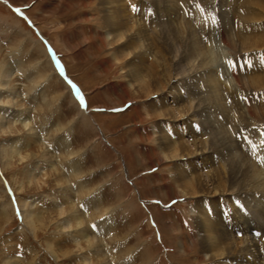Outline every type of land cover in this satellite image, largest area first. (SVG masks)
I'll list each match as a JSON object with an SVG mask.
<instances>
[{
  "label": "rangeland",
  "instance_id": "obj_1",
  "mask_svg": "<svg viewBox=\"0 0 264 264\" xmlns=\"http://www.w3.org/2000/svg\"><path fill=\"white\" fill-rule=\"evenodd\" d=\"M198 2L0 0V264H217L164 133L208 148L224 257H264V0Z\"/></svg>",
  "mask_w": 264,
  "mask_h": 264
},
{
  "label": "bare ground",
  "instance_id": "obj_2",
  "mask_svg": "<svg viewBox=\"0 0 264 264\" xmlns=\"http://www.w3.org/2000/svg\"><path fill=\"white\" fill-rule=\"evenodd\" d=\"M198 40V39H197ZM196 42V41H195ZM221 47V46H220ZM193 48V47H192ZM203 48V47H202ZM200 46H198V44H196L195 47V51L197 52L198 50L200 51V53L204 54L202 51H204ZM222 48V47H221ZM194 49V48H193ZM197 49V50H196ZM207 49V48H206ZM208 50V49H207ZM206 50V51H207ZM223 52V50H222ZM212 54V53H211ZM225 54V51H224ZM206 60V58H205ZM203 60V61H205ZM204 64V63H203ZM207 65V64H206ZM222 65V64H221ZM211 66V65H210ZM207 67V66H206ZM218 70V69H217ZM216 70V72H217ZM222 71H219L218 76L221 77L222 76V72L224 71L223 75L225 77H227V73L225 72V70L221 69ZM228 72V71H227ZM133 74L135 73L134 71L132 72ZM231 71L228 72V74H230ZM139 74V73H138ZM139 76V75H138ZM210 76V74H209ZM223 76V77H224ZM230 76V75H229ZM231 76H233V74L231 73ZM137 77V76H136ZM141 77V76H140ZM234 77V76H233ZM230 78L227 81H231L234 78ZM134 78V76H133ZM157 79V77H156ZM212 79V78H211ZM235 80V79H234ZM222 81V80H220ZM138 82V81H137ZM221 83V82H220ZM238 83V82H237ZM236 83V84H237ZM219 84V82H218ZM223 85V84H222ZM233 85H235V82L233 83ZM225 86V85H224ZM216 87V86H215ZM219 87V86H218ZM228 87V86H227ZM216 89V88H215ZM218 89V88H217ZM221 93V92H220ZM223 97V96H222ZM221 97V98H222ZM220 98V99H221ZM161 101V100H160ZM163 101V100H162ZM212 102V101H211ZM163 103V102H161ZM211 106V105H210ZM222 107V105H221ZM183 109V108H182ZM251 109V108H248ZM192 109H188V107L186 109H184V114H181V116H183L184 122L185 123H189L190 121H188V115L191 113ZM220 110V109H219ZM223 110V109H222ZM221 110V112H222ZM224 112V111H223ZM213 116V115H212ZM245 116H247L245 114ZM187 117V119L185 120V118ZM20 118V115H19ZM245 118V117H244ZM190 120V119H189ZM212 120V119H210ZM217 121V120H216ZM24 122L26 124L29 123L28 119H24ZM198 133V132H197ZM191 134V133H190ZM196 134V133H195ZM192 135V134H191ZM193 136V135H192ZM202 136V135H201ZM221 136V135H220ZM228 136V135H227ZM225 137V136H224ZM163 140H165V148H169L172 149L173 152V156H174V168L173 170V174H174V179L176 181H179L180 184L184 187H186L188 184L193 185V188H195V192L197 193L195 195L196 198H198V205L202 206V208L199 210V213L197 214L198 218H200V222L202 224L201 229H206L208 234L206 235V238L204 240L205 242V251L209 252V258L212 261H217V264H249L247 262H249L247 260L244 261V257H224L226 252L224 251V248L221 246L222 242L224 241V239L226 237H228V234L226 232V229L223 227V224L220 226L219 225V217L220 215L217 214V216L212 215V213L208 210V212H206V209H208V207L203 206V200L202 197H205L207 194V182L205 179H203V175L202 172H198L196 171V166L195 165H191L190 163H193L194 159H196V155L201 156V159L203 161H207L211 158L210 155H208V151H206L208 148H206L205 143L204 142H200L199 144H196L197 146V151L195 153V157L194 159L192 158L193 156L190 155V151L188 152V148L186 143H183V140H181V136L178 138V142L180 144V146H178L176 143H171L169 142L171 137L169 135H167L166 133L163 134L162 136ZM221 138V137H220ZM201 139V138H200ZM65 142L67 141V139H64ZM225 140V139H224ZM203 141V139H202ZM212 141V140H211ZM224 146V145H223ZM226 146V145H225ZM227 149V147H226ZM180 151L182 154H180ZM165 156H168V154H165ZM212 160V159H211ZM214 161V160H212ZM215 162V161H214ZM214 164V163H213ZM187 165H190L191 167L188 168L186 167ZM256 169V168H255ZM191 170V171H190ZM73 171H76V169ZM256 171V170H255ZM76 173V172H75ZM74 173V174H75ZM207 173L209 174V176H211V182H213V184L215 185V189L218 190L221 187V184L224 182L223 181V177L222 175L218 172L217 169H215L214 171L212 170H207ZM262 176V175H261ZM260 177V176H259ZM258 177V179H260ZM173 178V177H172ZM262 182H264V177L261 178ZM195 186V187H194ZM259 191L262 192L261 197H264V189L260 188L258 189ZM230 195V193H228ZM230 197V196H229ZM203 202V203H202ZM215 203V202H214ZM215 206V205H214ZM259 210V209H258ZM237 212V211H236ZM262 212L264 213V208H262ZM208 213V214H207ZM85 215V214H84ZM216 217V219H215ZM245 220V221H244ZM243 223H245L246 225H248V220L244 219ZM241 221V220H240ZM214 225V226H213ZM218 227V228H217ZM224 228V229H223ZM88 239H90V237H87ZM243 240H236V239H232L233 241V248H230L229 252H234V254H238V253H243L244 250L247 251L249 248H254V246L257 244V242L254 241H249L250 243L247 242V244H245V247L247 249H244V241L246 242L247 238H242ZM264 250V249H263ZM264 256V252L262 253ZM260 256V254H259ZM234 260H236V262H233ZM255 263L256 264H264V257H260L258 258V260H256V257H254ZM232 261V262H231Z\"/></svg>",
  "mask_w": 264,
  "mask_h": 264
},
{
  "label": "snow or ice",
  "instance_id": "obj_3",
  "mask_svg": "<svg viewBox=\"0 0 264 264\" xmlns=\"http://www.w3.org/2000/svg\"><path fill=\"white\" fill-rule=\"evenodd\" d=\"M192 3H193V6L196 7L200 12H204L205 11V8H203L201 6V4L198 2V0H192ZM17 11H19V9H17ZM132 11L133 12H136V11H139V9L137 8V6L133 5L132 6ZM229 65L232 66V67H234V65L232 64L231 61H229ZM72 87L75 89L76 98L79 101L80 106L82 108H84L85 110H87V104H86V101H85L84 96L82 95V93L80 92V90L75 87V85H72ZM229 127L231 128V125H229ZM45 143L47 144L48 142L45 141ZM249 143H251V141H249ZM261 143L264 144V140H262ZM48 147L49 148H52V145L51 144H48ZM261 163H264V159L261 160ZM65 171H67V169H65ZM73 187H75V185H73ZM80 208L82 210H84L85 212L88 210L87 209V205L84 204V203H81L80 204ZM101 219H104V218L102 217ZM90 227L92 228V230L94 232H96L98 230V227L99 226L97 224H92V225H90Z\"/></svg>",
  "mask_w": 264,
  "mask_h": 264
},
{
  "label": "water",
  "instance_id": "obj_4",
  "mask_svg": "<svg viewBox=\"0 0 264 264\" xmlns=\"http://www.w3.org/2000/svg\"><path fill=\"white\" fill-rule=\"evenodd\" d=\"M56 62H57V63H56L57 65H60V63H59L57 60H56ZM70 83H71V82H70ZM71 85H73V84L71 83ZM73 89H74V88H73Z\"/></svg>",
  "mask_w": 264,
  "mask_h": 264
}]
</instances>
